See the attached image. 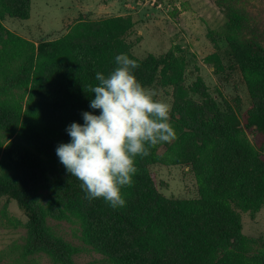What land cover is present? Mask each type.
Returning <instances> with one entry per match:
<instances>
[{"label":"trees","instance_id":"trees-1","mask_svg":"<svg viewBox=\"0 0 264 264\" xmlns=\"http://www.w3.org/2000/svg\"><path fill=\"white\" fill-rule=\"evenodd\" d=\"M225 1L217 4L227 53L250 97L243 122L239 98L231 104L220 92L217 100L200 77L186 83L180 48L135 56L132 15L82 18L62 37L35 45L1 24L6 16L27 20L31 0H0V132L7 135L0 141V197L27 218V253L76 264L79 249L46 223L53 218L76 223L107 264H264V238L243 235L240 216L264 206V45L240 8ZM119 52L138 61L135 73L146 87L172 89L176 135L136 158L133 183L122 189L126 204L113 209L85 197L55 147L70 139L66 125L83 123L82 111L99 113L89 108L95 72L109 73ZM246 130L260 141L251 143ZM154 164L188 167L197 198L161 194Z\"/></svg>","mask_w":264,"mask_h":264},{"label":"rangeland","instance_id":"rangeland-1","mask_svg":"<svg viewBox=\"0 0 264 264\" xmlns=\"http://www.w3.org/2000/svg\"><path fill=\"white\" fill-rule=\"evenodd\" d=\"M225 0H31L27 20L5 17L1 24L11 33L35 45L66 34L80 19L132 15L135 21L132 53L137 57L161 55L180 48L187 61L186 83L200 77L211 94L219 93L231 103L239 98V116L243 122L250 108L245 82L227 53L224 36L225 17L217 2ZM239 7L247 30L254 32L264 45V0H227ZM226 2V1H225ZM223 2V5L225 4ZM158 99L172 103L171 88L150 87ZM251 143L260 141L253 131H245ZM7 135L0 132V141ZM8 142V141H6ZM5 142V143H6ZM158 191L176 199L197 198L193 174L188 167L154 164L149 167ZM43 200L47 194H43ZM241 232L264 238V206L255 214L241 212ZM56 234L79 249L76 264H107L83 237L73 222L47 218ZM27 218L13 200L0 197V264H54L45 253H27Z\"/></svg>","mask_w":264,"mask_h":264},{"label":"clouds","instance_id":"clouds-1","mask_svg":"<svg viewBox=\"0 0 264 264\" xmlns=\"http://www.w3.org/2000/svg\"><path fill=\"white\" fill-rule=\"evenodd\" d=\"M113 69L95 72L90 109L81 112L83 123L66 125L67 142L55 153L67 173L76 177L89 200L102 198L116 209L126 204L122 193L137 173L136 158L147 156L152 146L171 142V103L137 79L136 59L126 52L114 56Z\"/></svg>","mask_w":264,"mask_h":264}]
</instances>
